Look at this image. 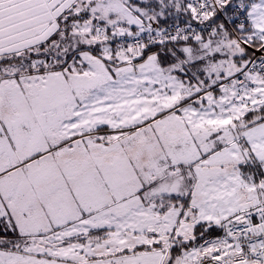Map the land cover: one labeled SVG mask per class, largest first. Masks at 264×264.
I'll list each match as a JSON object with an SVG mask.
<instances>
[{"label": "snow or ice", "instance_id": "6c2138e0", "mask_svg": "<svg viewBox=\"0 0 264 264\" xmlns=\"http://www.w3.org/2000/svg\"><path fill=\"white\" fill-rule=\"evenodd\" d=\"M0 264H264V0H0Z\"/></svg>", "mask_w": 264, "mask_h": 264}]
</instances>
